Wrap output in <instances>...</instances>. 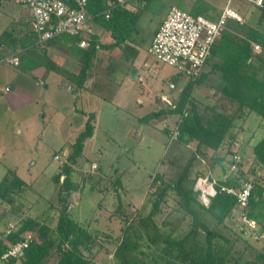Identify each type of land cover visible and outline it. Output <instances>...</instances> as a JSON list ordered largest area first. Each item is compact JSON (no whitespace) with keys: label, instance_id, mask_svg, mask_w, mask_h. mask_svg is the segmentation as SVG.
I'll return each mask as SVG.
<instances>
[{"label":"rangeland","instance_id":"374dc122","mask_svg":"<svg viewBox=\"0 0 264 264\" xmlns=\"http://www.w3.org/2000/svg\"><path fill=\"white\" fill-rule=\"evenodd\" d=\"M134 1L135 3L131 4L133 10L137 8V5L140 6L144 3L143 0ZM205 1L212 7L210 14L213 16L218 14L226 2V0ZM149 2L147 10L142 12L140 21H138L144 26L143 35L148 34L147 30L149 27L152 28L158 24L164 16L168 4L187 10L189 6H192L194 0H149ZM231 6L241 15V23L260 27L257 23L260 11L257 8L242 0H234ZM3 19H5L4 16ZM9 26L8 32L12 29ZM236 32L238 36H243L242 30ZM42 55L39 53L36 58H40ZM6 63V61H1L0 63V75H2L0 77V119L7 116L8 123L11 124L9 129L14 132V143L20 145L18 136L22 138V132L28 130L29 137L21 145H27L32 148L38 147L42 142L41 139H38L39 135L37 137L34 135L35 126L29 127L24 121L25 118L30 119L33 102L27 103L26 98H23L22 95H17L16 97H19L20 100L13 105L15 110L10 114L8 113V115L2 114L4 108L7 107L4 105L8 104L5 96H3L6 93L4 88L6 86H10L12 89L16 87L15 83H10L5 76H10L13 70L22 69L20 66H6ZM156 65L160 71L158 74L148 76V86H150L152 80H154L155 84L160 80L159 87L163 90L168 93L173 90L175 93L179 92L180 84H176L175 89H171L172 83L168 84L161 79V77L164 78L166 75L169 77L174 74L176 69L157 62ZM114 66H118V63L114 64ZM41 73L42 69L34 70L28 76V85L24 81L21 83L32 94L42 93L46 96V91L42 85L43 81H41V78H43ZM24 75L26 76V74ZM113 75L118 79L122 76L121 74ZM49 77L48 75L47 82H49ZM49 84H52L51 81ZM139 85V82L136 81L131 84V88L140 91L141 95L145 97L146 92ZM192 96L200 105H217L219 110L224 111L227 115L233 116L235 114L236 104L223 98L220 93L206 82L196 85L192 91ZM152 109L154 107L150 104H145L142 107L137 106L133 112L135 114L138 113V115H144ZM129 114L128 118L123 111H120L118 116L112 117L107 111L108 116L106 120L103 117L101 118V127H99L100 130L98 129L100 137H102L99 143L104 148L105 157L98 159L95 156L96 154L86 159L78 157L73 164V173L71 175L77 189L69 197L70 209L73 217L85 224L86 229L96 237L92 246L91 264H121L124 258L118 259L115 251L123 236H127L131 242L136 243L135 250L127 252V259L130 261L134 257L135 264H166L165 261L168 256L167 252L165 253L163 250L166 245L163 237L171 233L170 237L178 238L184 232L186 233L191 221V216L180 205V197L172 189L168 191L159 209L152 210L157 189L164 184L175 182L194 151L195 146L193 144L170 140L166 130H164V127H167L164 123L166 121L171 122L166 128L169 131L178 116L164 113L161 118L156 117L149 122L135 123L134 119H132L131 111ZM117 121L121 123H116ZM233 123L229 133L230 136L225 138L226 143L217 150V153L226 155L227 150L231 151L230 155L238 153L242 158L246 174L254 177L251 170L255 169L256 165L251 162L254 155L252 147L264 136V119L254 112H249L241 119L234 118ZM126 128L127 130L132 128V133L125 140ZM18 129L22 131V134L15 133ZM6 141L4 143L5 147H7V143H11ZM49 142L52 143L53 140L50 139ZM72 143L70 141L64 143L66 149L64 152L68 151V149L72 150ZM127 144L129 147L127 151H124ZM1 145L3 143H0ZM226 145H229V147H225ZM56 146L52 145L51 150L46 155L44 152V156H46L44 161L47 160V165L43 169H40L39 166L34 169H40L39 172L41 173H35L31 178L26 176L28 181L22 192H13L7 195L6 198H0V233L5 231L10 226V223L16 226L15 222L26 216H36L39 219L49 216L52 219L50 223L51 230L55 228L58 210L61 209V205L57 194L60 183H56L53 180V176L61 172V166L67 160L65 154L56 151ZM55 155H59L60 159L56 160L54 158ZM17 156H23V158H25L24 156H31L32 158L35 153L20 149ZM8 159L9 162L14 161L12 158ZM21 159L19 158L18 160ZM2 160H5V157ZM60 160L63 161V164L59 162ZM96 160L102 167H92V162H96ZM197 160L199 159L197 158L192 164L193 168L190 172L192 178L196 171H206L207 169V159H205L204 164L200 163L201 165L196 164ZM7 169L9 168L7 167ZM225 169L227 172L230 171L227 163H225ZM2 171L3 168L0 167V180L4 176ZM259 172V177H262L264 184V168L262 170L259 167ZM62 177H60V181ZM183 185L189 186V180L186 179ZM9 197L13 199L12 205L7 201ZM192 206L197 208L196 205ZM205 214L207 215V213ZM205 214H202L203 218H206ZM207 216L209 217V215ZM234 217L235 219L228 217L222 223H217L215 219L210 218L209 222L210 227L228 236L229 240L232 241L230 244H223V246L230 247V254L234 257L241 256L242 259H246L251 257L249 252L263 250L264 230L260 232V226L253 228V225L242 222L236 212ZM144 221L146 222L144 223ZM154 227H157L156 230L158 232L154 230ZM147 232L157 237V246L149 241ZM26 235L28 234L26 233ZM201 235L204 236V233L201 232ZM220 242L223 243L221 240ZM83 252L88 254L86 250Z\"/></svg>","mask_w":264,"mask_h":264},{"label":"trees","instance_id":"16d2710c","mask_svg":"<svg viewBox=\"0 0 264 264\" xmlns=\"http://www.w3.org/2000/svg\"><path fill=\"white\" fill-rule=\"evenodd\" d=\"M113 2L110 6L108 0H88V13L104 30L109 32L111 41L100 43L98 37L92 35L90 47L83 51L84 57L79 72L72 75L76 88L83 86L91 59L99 48L120 47L125 56L126 48L129 47L131 51L133 50L132 55L137 53V49L130 47V43L135 41V36L139 33L138 20L142 12L147 10L150 2L143 0L144 3L140 6L137 5L135 10L127 7L126 2L123 4L118 0H113ZM107 8H110L109 17H105ZM255 8L260 11L257 18L260 27L229 19L220 39L213 45L202 71L186 82L177 99H172L164 108L152 111L140 119L141 122H148L164 113L176 114L178 116L176 124L179 130L177 140L195 146L191 157L185 163L175 182L164 184L155 193L153 211L159 209L168 191L172 189L180 197V205L191 216L186 233L184 232L178 238L170 237L171 233L163 237V241L166 243L163 250L165 253L167 252L168 256L166 264H264V249L249 252L251 257L246 259H242L241 256L234 257L230 254V247L223 246L224 243L232 242L229 237L209 225L210 218L215 219L217 223H222L226 218L231 217L237 205L236 196L219 191V185H237L238 179L242 178L251 180L253 183L246 209L248 217L255 220L256 225L261 224L264 229V184L261 176L259 177V174L256 173V168L251 170L254 177L248 176L242 165L231 176L225 178H217L211 174V169L215 165L225 169L226 155L217 153V150L224 146L225 138L230 136L234 118L241 119L249 112H254L264 119V8ZM211 9L212 7L207 1L194 0L188 11L215 19L217 15L213 16L210 14L211 12L209 13ZM239 30L243 31V36L237 35L236 31ZM35 37L30 41V45H23L25 48L21 52L19 63L23 71L33 65H42L41 60L39 61L36 57L39 53H45L44 44L46 42H38ZM64 37L65 43L71 41L72 46L75 48L78 46L79 36L64 34ZM253 44L260 46V51L256 54L253 51ZM2 56H4L3 53H0V60L3 58ZM175 74L180 76L177 72ZM201 82L208 83L223 98L235 103V114L229 116L224 111H220L217 105L197 103L192 96V91ZM93 118L94 114L91 113L83 130L73 141L72 150L68 154L66 162L61 166V172L53 176V180L60 183L57 194L61 205L55 228L51 230L52 219L49 216L40 219L36 216H26L16 221L14 229L0 233V264H91L92 246L96 237L86 229L85 224L73 217L69 197L77 189L72 180V165L80 156L85 139L93 134ZM166 128L164 127V130L168 132ZM225 147H229V145ZM252 151L255 161L264 164V136L253 145ZM230 152L227 150V154ZM197 158L203 164L207 159V169L206 171H196L192 178L190 172L193 161ZM208 172L211 174L210 178L216 180L218 190L211 197L209 205L205 206L200 201L194 184L198 176ZM61 176L63 177L60 181ZM186 179L189 180L187 187L183 185ZM24 186H26V182L17 175L16 169L9 168L0 180V198H6L13 192H22ZM7 201L11 205L13 204L11 197L7 198ZM192 205H196L197 208ZM201 212L202 214L207 213L209 217L205 214L206 218H203ZM156 228L154 227L155 231H157ZM201 232L204 233V236L201 235ZM26 233H30L31 236L24 256L20 259L2 257L8 244L24 239ZM146 234L149 241L157 246V237L149 232ZM135 248L136 243L131 242L127 236L121 238L115 251L118 259L124 258L121 264H135L134 257L131 261L127 259V252L133 251ZM85 250L88 251V254L83 252Z\"/></svg>","mask_w":264,"mask_h":264},{"label":"crops","instance_id":"0c3cea01","mask_svg":"<svg viewBox=\"0 0 264 264\" xmlns=\"http://www.w3.org/2000/svg\"><path fill=\"white\" fill-rule=\"evenodd\" d=\"M11 2L12 1L10 0H0V53H3L4 55L2 56L3 58L0 60V63L1 61L5 62L7 60L6 58L12 55H17L20 63L21 52L25 48L23 45H30V41L35 37L31 31L30 10L27 7ZM125 2L126 6L131 9L133 7H131V4L135 3L134 0H125ZM172 5L173 4L167 5V10L158 24L154 25L152 28H148L147 36L143 35V24L138 22V25L141 24L139 26V33L135 36V41L130 43V47L137 49L135 55H132L133 50L131 51L129 47L126 48L125 56L120 47H115L113 49L99 48L91 59V64L87 71V77L83 86L80 88H76V85L72 80V75H76L79 72L81 62L83 61L82 58L84 57L83 51L87 50L90 45L84 48L80 47L77 42L78 46L75 48V46L71 45V41L65 43L66 40L64 35L45 41V53L40 58H37L39 61L41 60L42 65H33L25 71L19 69L17 71L13 70V73L10 76L6 75L5 77L8 81L10 83H15L16 87L12 89L10 86H6L4 88L6 93H4L3 96H5V100L8 101V104L4 105L7 107L4 108L2 114L8 115V113L10 114L15 110L13 105L20 100L19 97H16L17 95H22L23 98H26L27 103L33 102L34 104L31 108L30 119L25 118L24 121L29 127H33V125L35 126L34 135L36 137L39 135L38 139H41L42 144L35 148L21 145V143H24V141H26L25 139L29 137V131L26 130V132H22L19 129L16 130L17 132L15 133H23H21L22 138L18 136L20 145L14 143V132L9 129V125L11 124L8 123L7 116L5 118L1 117L0 143H3V145L0 146V167L3 168L2 172L5 174L7 172V167L15 168L17 175L24 179L27 184L28 178L33 177V174L35 173H41L39 172L40 169H43L47 165V160L44 161L46 158L44 152L46 155L48 151L51 150L52 145H57L55 149H57L56 151H59L58 153L62 152V154L68 156L71 150L68 149V151L64 152L66 150L64 143L66 141L73 142L75 140L78 133L83 130L85 122L91 113L94 114L92 121L94 126L93 134L85 139L79 157L86 159L93 157L96 154L95 156H97L98 159H102L105 157V152L103 146L99 143L102 137H100L101 135L99 134L98 129L101 127V118L103 117V119L106 120V117L108 116L107 111L112 117L118 116V112L123 111L128 118L130 116L129 112L131 111L132 119H134L135 123H140V119L148 113L144 115H138V113L135 114L133 111L137 106L142 107L145 104H150L154 107L150 112H154L164 108L165 104L172 101V99H177L179 92L187 82L183 77L178 76L175 73L169 77L167 75L164 78L161 77L166 83H172L171 89H175V85L180 84L178 89L179 92L176 93L174 90L168 93L160 88V80L158 77L157 79L159 82H156V84L154 80L150 82V86L147 84L148 76L158 74L160 71L157 69L158 66L156 65L154 58L147 53V47L150 44L154 32L162 23L163 18ZM190 8L191 7L189 6L187 10H190ZM3 16L5 19H3ZM138 21H140V18ZM89 24L100 43H109L111 41L109 32L104 30L95 20L91 19ZM9 25L12 29L8 32L7 29ZM137 36L139 40L137 39ZM19 63L13 65L12 63L7 62L6 66L13 65L17 67L19 66ZM117 63L118 66H114V64ZM119 63L122 65L121 67ZM39 69H42L41 74L43 78H41V81H43L42 85L46 91V96L42 93L35 95L32 94V92L30 90L27 91L25 88L26 86H23L21 83L24 81L26 82V85H28L29 74L32 71ZM112 72L113 74H121V78L118 79L112 74ZM24 74H26V76ZM48 75L50 76L49 82L51 81L52 84L47 82ZM138 75L144 77L143 82L138 81ZM0 77H2V75H0ZM134 81L139 82V86L145 90V97L144 95H141L140 91L131 88V84L135 83ZM161 96H164L167 101H162L160 99ZM163 116L164 115L160 116V118ZM25 122H23V124H25ZM116 123L121 122L117 121ZM170 123L171 122L166 121L164 125L166 126ZM131 133L132 128L129 130H127V128L125 129V140L130 137ZM50 139L53 140L52 143L49 142ZM6 140L10 141L12 144L7 143V147H5L4 143ZM20 149L28 150L30 152L33 151L35 156L32 158L31 156H24L25 158H23V156L19 157L17 154ZM127 149L125 151H127ZM3 157H5V160H2ZM229 157L230 154H226V162L224 163L228 164ZM8 158H12L14 161L9 162ZM19 158L22 159L18 160ZM251 162L256 165V173L260 174L259 167L263 170L264 164L255 162L254 155ZM92 163L93 165H96L95 168L97 166L102 167L98 160H96V162L93 161ZM200 163L202 162L197 160L196 164L201 165ZM38 166L40 169L34 170ZM242 168H245L243 163ZM211 171V174L217 178H225L232 175L219 165H215ZM26 176H28V178ZM231 219H235L234 214L231 215ZM257 226H260V232H263L264 229H262L261 224H257Z\"/></svg>","mask_w":264,"mask_h":264},{"label":"built area","instance_id":"2783aa9c","mask_svg":"<svg viewBox=\"0 0 264 264\" xmlns=\"http://www.w3.org/2000/svg\"><path fill=\"white\" fill-rule=\"evenodd\" d=\"M15 4L27 7L31 12V31L38 42L48 41L60 35L68 34L79 36L78 45L88 47L91 44L94 31L89 21L92 19L87 11L88 0H10ZM111 6L113 0H108ZM234 0H226L223 8L215 19H210L202 14H192L188 10L172 5L158 30L153 35L147 47V53L157 63L166 64L176 69V72L187 81L198 75L214 44L220 39L229 19L242 22L238 11L231 6ZM254 7L264 8V0H242ZM124 3L123 0H118ZM110 8L105 11V17H109ZM255 53L260 51L258 44H253ZM8 63L17 65L19 58L12 55L6 58ZM138 81L143 82L144 77L138 75ZM162 101H167L161 96ZM170 103V102H167ZM179 130L176 121L169 128L170 140L178 138ZM59 160V155H55ZM63 164V161H59ZM242 165V158L238 153L229 157L228 166L231 173L236 172ZM95 168V164L92 165ZM210 173L197 178L194 189L198 191L199 199L204 205H208L210 198L217 193L216 180L210 178ZM237 185H219V191L236 196V213L242 222L256 226V222L248 217L246 211L248 201L253 189L251 180L238 179ZM6 231L14 229V224ZM18 242L8 244V248L2 257H14L20 259L24 256L28 246L30 233Z\"/></svg>","mask_w":264,"mask_h":264},{"label":"clouds","instance_id":"9594fccd","mask_svg":"<svg viewBox=\"0 0 264 264\" xmlns=\"http://www.w3.org/2000/svg\"><path fill=\"white\" fill-rule=\"evenodd\" d=\"M139 82H140V81H139ZM166 126L168 127V125H166ZM168 132H169V131H168ZM168 132H167V134H168ZM169 139H170V138H169ZM177 139H178V138H177ZM177 139H175V140H177ZM229 172H230V171H229ZM230 173H231V172H230ZM231 174H233V173H231ZM204 175H205V174H204ZM202 176H203V175H202ZM198 177H200V176H198ZM198 177H197V178H198ZM196 180H197V179H196ZM195 182H196V181H195ZM210 199H211V198H210ZM209 203H210V201H209ZM208 205H209V204H208ZM205 206H207V205H205ZM235 209H236V208H235ZM235 212H236V211L234 210V211H233V214H235ZM250 219H251V218H250ZM256 226H257V225H256Z\"/></svg>","mask_w":264,"mask_h":264},{"label":"water","instance_id":"95a60500","mask_svg":"<svg viewBox=\"0 0 264 264\" xmlns=\"http://www.w3.org/2000/svg\"><path fill=\"white\" fill-rule=\"evenodd\" d=\"M129 146H128V144L126 145V147H125V149H124V151L128 148Z\"/></svg>","mask_w":264,"mask_h":264}]
</instances>
